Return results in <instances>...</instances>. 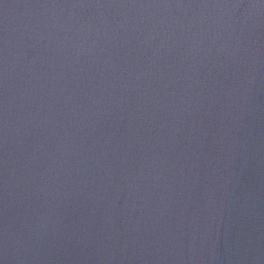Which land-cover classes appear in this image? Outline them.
Listing matches in <instances>:
<instances>
[{
  "label": "water",
  "instance_id": "obj_1",
  "mask_svg": "<svg viewBox=\"0 0 264 264\" xmlns=\"http://www.w3.org/2000/svg\"><path fill=\"white\" fill-rule=\"evenodd\" d=\"M0 264H264V0H0Z\"/></svg>",
  "mask_w": 264,
  "mask_h": 264
}]
</instances>
